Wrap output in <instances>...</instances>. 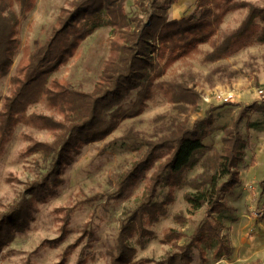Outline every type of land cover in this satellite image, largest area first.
<instances>
[{"label": "trees", "instance_id": "1", "mask_svg": "<svg viewBox=\"0 0 264 264\" xmlns=\"http://www.w3.org/2000/svg\"><path fill=\"white\" fill-rule=\"evenodd\" d=\"M35 1L0 0V79L10 73L20 46L17 26ZM124 1H69L59 9L46 39L31 50L25 48L15 72L9 76L10 92L0 96V146L11 134L16 116L40 96L56 106L62 117L32 115L58 133L50 142L35 141L27 148L29 153L42 154L45 171L27 182L20 197L0 212V248L11 241L15 232L28 227L35 203L55 195L62 183L60 175L83 145L103 140L122 121L140 115L148 101L160 93L187 116L173 122L155 139H133L129 143L131 149H144L116 180L113 197L126 194L139 179L145 178V183L137 204L120 222L110 264L133 263L136 247L155 238L148 226L167 216L174 191L184 187L187 189L182 199L188 216L201 208H205V216L185 243H177L184 236L181 229L169 227L164 231L161 242L171 243L172 248L153 264H190L193 248L199 250L201 258L204 248L210 247H214L217 258L231 255L232 246L221 232L220 215L230 209L222 197L240 182L238 165L246 145L240 125L249 111L264 113V104L246 105L225 123L219 148L207 144L205 138L214 122L212 113L208 111L191 123L188 117L199 107L200 92L193 85L162 77L173 60L215 34V0H195L192 13L171 19L167 10L177 0H133L143 15H128ZM219 1L245 5L238 0ZM257 21L261 24L256 39L264 42V7L251 6L233 34L208 52L205 59H220L231 45L248 36ZM102 27H109L108 51L93 88L85 91L55 78L49 81L50 75L75 55L80 44ZM196 166L201 171L188 178L187 173ZM261 183L264 184V175ZM161 189L166 190L159 195ZM214 213L218 217L213 218ZM173 219L182 224L187 217L179 212Z\"/></svg>", "mask_w": 264, "mask_h": 264}, {"label": "rangeland", "instance_id": "2", "mask_svg": "<svg viewBox=\"0 0 264 264\" xmlns=\"http://www.w3.org/2000/svg\"><path fill=\"white\" fill-rule=\"evenodd\" d=\"M71 0H36L35 6L20 19L17 26L19 50L14 56L10 73L0 79V96L9 94V76L23 57L24 49L31 50L50 33L57 13ZM182 16L192 13L195 0H179ZM244 6L214 1L218 14L217 31L205 43L173 60L163 75L170 82L193 85L200 92L199 107L191 112L189 122L210 111L214 122L205 142L219 148L222 126L235 117L240 109L253 102L264 104V42L256 39L260 21L247 37L230 46L220 59L208 61L205 55L233 34L251 6L264 7V0H238ZM168 18L181 13L172 10ZM128 15H143L133 0L124 1ZM109 27L95 30L78 47L65 65L52 73L49 81L57 79L73 87L89 91L93 88L102 64L107 57ZM62 117L56 106L49 105L43 96L26 111L16 116L13 130L0 146V212L13 203L25 190V184L38 178L46 164L39 152H27L35 141L50 142L58 131L42 125L32 115ZM174 104L156 93L137 117L126 119L101 141L85 144L75 160L62 174L54 196L35 203V211L28 227L15 232L11 241L0 248V264H110V251L115 244L120 222L137 204L145 178L124 195L113 197L116 180L126 171L140 150L131 149L133 140L155 139L165 133L175 121L183 120ZM246 145L239 163L240 182L223 194L230 209L221 213L222 234L232 246L230 256L217 258L213 248H204V258L197 248L192 249L190 264H264V215L254 216L253 210L264 202V113L249 111L240 125ZM127 135V136H126ZM125 136V137H123ZM151 171V170H150ZM150 171H147L149 175ZM201 171L199 166L187 173L190 178ZM187 187L174 191V201L168 205V214L150 225L155 238L143 247H136L133 263L153 264L172 248L161 242L169 227L181 229L182 244L189 240L195 227L203 220L205 208L188 216L182 193ZM166 189H161L162 195ZM182 212L184 223L173 216ZM218 217L214 213L213 218ZM135 262V263H134Z\"/></svg>", "mask_w": 264, "mask_h": 264}, {"label": "crops", "instance_id": "3", "mask_svg": "<svg viewBox=\"0 0 264 264\" xmlns=\"http://www.w3.org/2000/svg\"><path fill=\"white\" fill-rule=\"evenodd\" d=\"M128 1H130V0H128ZM180 1L179 0H177L174 4H172L173 6H172V10L174 11V12H176V13H181V15L179 16V17H181L182 16V10H181V8H180ZM169 11H171V9L169 10ZM169 11L167 12V13H169ZM173 18H178V17H174L173 16Z\"/></svg>", "mask_w": 264, "mask_h": 264}, {"label": "built area", "instance_id": "4", "mask_svg": "<svg viewBox=\"0 0 264 264\" xmlns=\"http://www.w3.org/2000/svg\"><path fill=\"white\" fill-rule=\"evenodd\" d=\"M253 214L254 216H259V217L264 215V202H262L258 208L253 210Z\"/></svg>", "mask_w": 264, "mask_h": 264}]
</instances>
